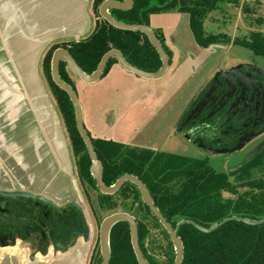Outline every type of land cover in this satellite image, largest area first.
Returning <instances> with one entry per match:
<instances>
[{"label": "trees", "instance_id": "obj_1", "mask_svg": "<svg viewBox=\"0 0 264 264\" xmlns=\"http://www.w3.org/2000/svg\"><path fill=\"white\" fill-rule=\"evenodd\" d=\"M103 1L106 0L90 3L93 29L88 37L54 44L44 55L42 66L47 88L63 124L74 173L92 220L99 225L111 214H129L137 224L139 246L146 262L173 264L175 251L171 238L142 203L138 189L125 182L115 194L105 195L96 187L86 148L75 126L72 103L51 80L50 60L53 51L59 48L66 50L86 75L92 74L102 56L111 50L119 51L128 64L142 71L154 73L161 67L157 52L143 33L116 29L100 18L98 8ZM224 2L237 3V0H133L131 10L111 9L109 13L118 22L145 26H149L151 15L186 14L198 47L232 43L264 58V35L259 32L250 35L249 40L231 41L226 35L205 30L208 15L218 11ZM263 23L261 18L255 21L258 26ZM153 32L170 63L162 32ZM112 64H116L114 59L108 61L100 79ZM70 74L67 64L60 63V78L74 89ZM90 140L102 165V183L106 187L124 174L134 176L145 186L154 207L172 228L181 221L189 222L183 224L177 234L183 247L181 264H264V224L228 221L209 233L194 227L208 229L230 217L249 221L264 219V147L240 170L228 174L225 170L215 171L205 159L131 148L110 140ZM108 245V264H137L126 223L112 226Z\"/></svg>", "mask_w": 264, "mask_h": 264}, {"label": "crops", "instance_id": "obj_2", "mask_svg": "<svg viewBox=\"0 0 264 264\" xmlns=\"http://www.w3.org/2000/svg\"><path fill=\"white\" fill-rule=\"evenodd\" d=\"M91 1L0 0V179L8 186L17 184L28 192L43 195L58 206L73 203L84 207V203L73 177L62 122L40 78L39 63L49 45L90 35ZM159 16L167 19L185 16L190 32L189 18L181 13L149 18V27L162 32L171 56L174 40ZM145 84L146 80L116 63L90 86L97 87L99 100L130 102L137 89L147 88ZM89 134L93 139L101 138ZM74 252L77 251L57 255L50 252L26 264H84L85 256L77 261Z\"/></svg>", "mask_w": 264, "mask_h": 264}, {"label": "flooded vegetation", "instance_id": "obj_3", "mask_svg": "<svg viewBox=\"0 0 264 264\" xmlns=\"http://www.w3.org/2000/svg\"><path fill=\"white\" fill-rule=\"evenodd\" d=\"M232 68H236L234 72L230 71ZM219 72H222L221 76H217ZM173 131L185 142L192 153L191 158L205 159L209 163L217 158L215 163L224 166L225 171L245 157L252 158L264 147V58L251 53L216 69L181 113ZM236 147L240 149L233 153L213 154V151H229ZM73 177L85 211L89 213L74 168ZM0 191L34 196H0V264L4 259L3 251L17 246L28 252V261L38 255L46 257L50 252L52 255L71 254L85 249L84 264L98 263L101 258L99 240L98 244L89 242L96 224L90 214L88 224L83 207L73 203L58 206L17 184L8 186L3 178L0 179ZM78 209L82 211L88 229L87 241L78 234L85 230Z\"/></svg>", "mask_w": 264, "mask_h": 264}, {"label": "rangeland", "instance_id": "obj_4", "mask_svg": "<svg viewBox=\"0 0 264 264\" xmlns=\"http://www.w3.org/2000/svg\"><path fill=\"white\" fill-rule=\"evenodd\" d=\"M159 17L166 32L174 40L170 63L162 78L143 79L146 80L147 88L137 89V94L134 93L135 96L132 94L133 101L117 102L109 98L104 102V98L98 99L97 87L84 84L72 74L70 78L75 83L74 91L81 107L85 130L90 138L92 137L89 133H95L101 140L118 142L131 148H146L190 157L192 153L189 148L173 131L181 113L216 69L245 58L251 53L232 43L214 44L207 48L198 47L188 30L185 16L169 19ZM180 17H184L185 20ZM258 18L264 20V0H237V3L224 2L218 11L210 13L204 26L208 33L226 35L231 41L249 40L250 35L255 32L264 35V23L260 26L255 24ZM62 42L64 41L49 45L42 53L39 73L46 88L43 57L52 45ZM48 94L50 96L49 91ZM63 135L64 141L68 143L64 127ZM214 159L213 163H209L210 167L215 171L224 172V166H218L215 163L217 158ZM83 209L85 211V206ZM85 216L89 224L91 220L86 211ZM100 224H96L95 231L89 239L90 243L96 241L98 244ZM84 253L85 249H81L73 255L80 261ZM2 255L4 259L1 264L28 263V252L20 246L5 249ZM38 257L41 258L40 255ZM100 259L99 257L97 264H100Z\"/></svg>", "mask_w": 264, "mask_h": 264}, {"label": "water", "instance_id": "obj_5", "mask_svg": "<svg viewBox=\"0 0 264 264\" xmlns=\"http://www.w3.org/2000/svg\"><path fill=\"white\" fill-rule=\"evenodd\" d=\"M133 7V0H123L122 2H116L112 0H106L103 1L99 8H98V14L101 19L106 21L109 25L112 27L123 30V31H129V32H139L143 33L149 40V43L153 47V49L157 52L160 60H161V67L158 71L154 73H148L145 71H142L140 69H137L136 67L131 66L128 64L124 58L122 57L121 53L117 50H111L105 53L100 62L98 63L95 71L90 74L86 75L73 61V59L69 56L68 52L62 48L56 49L51 57L50 62V76L52 82L55 84L56 87H58L60 90L65 92L67 96L69 97V100L72 103L73 109H74V116H75V126L77 129V132L86 148L89 160H90V174L95 182L96 187L98 190L105 195H112L115 194L125 182L132 183L139 191L140 198L142 203L149 209V211L156 217V219L159 221V223L164 227V229L167 231L171 238V242L174 247L175 251V259L173 264H181L183 259V247L181 240L178 237V230L179 228L185 224L189 223L187 221H181L176 224L175 228H172L169 223L165 221L163 216L160 214V212L157 210L156 207H154L153 202L151 200L150 194L145 188V186L134 176L124 174L120 176L116 182L109 187H106L102 183V174H103V168L101 163L98 161L96 154L94 152V149L91 144L90 137L85 130L83 120H82V112L81 107L78 102V98L76 95V92L74 89H72L69 85H67L59 75V64L60 63H66L69 70L72 72V74L78 78L81 82L87 85H91L96 83L101 75L103 74L105 67L110 59H114L119 67L124 69L126 72L131 73L139 78L146 79V80H157L164 76L166 73L168 66H169V59L168 56L163 51L159 41L157 40L156 36L154 35L153 30L149 26L145 25H129L124 24L121 22H118L115 20L109 13V10L116 9L120 11H129ZM236 68H232L230 71L234 72ZM222 72H219L217 76H221ZM236 82H238V79L236 78ZM222 83L226 85V81L222 79ZM240 147H236L235 149L226 151V150H220V151H213V154H225V153H233L235 151H238ZM251 158V156L243 158L240 162L237 164L230 166L227 169L228 174H232L234 172H237L240 170ZM0 196L2 197H17V196H23L26 198H34V196L30 193H10V192H1ZM38 199L42 202H47L46 199L42 197H38ZM73 207H76L73 205ZM79 216L83 221V224L85 225L84 217L82 215V211L78 209ZM228 221H241L246 224L250 225H259L264 224V219L260 221H249L242 218L237 217H230L227 219H224L219 224H216L208 229L202 228L200 226L194 225V227L203 232V233H209L214 230H216L219 226L222 224L228 222ZM118 222H124L129 227V235H130V244L133 250V254L135 256L137 264H148L146 260L144 259L142 252L140 250L139 246V240H138V230H137V224L132 216H130L127 213H114L107 217H105L99 227V246H100V253H101V262L100 264H108L110 259V251H109V245H108V238H109V232L112 226ZM77 233L78 231H73ZM80 235L84 236V240L87 241L88 239V229L85 225V230L82 233H78Z\"/></svg>", "mask_w": 264, "mask_h": 264}]
</instances>
